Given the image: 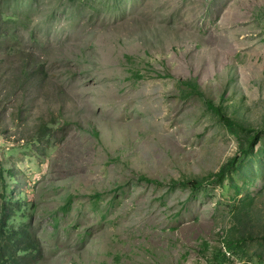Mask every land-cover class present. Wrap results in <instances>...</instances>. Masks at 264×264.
I'll use <instances>...</instances> for the list:
<instances>
[{
  "label": "rangeland",
  "instance_id": "obj_1",
  "mask_svg": "<svg viewBox=\"0 0 264 264\" xmlns=\"http://www.w3.org/2000/svg\"><path fill=\"white\" fill-rule=\"evenodd\" d=\"M0 166L33 264H264V0H0Z\"/></svg>",
  "mask_w": 264,
  "mask_h": 264
},
{
  "label": "trees",
  "instance_id": "obj_2",
  "mask_svg": "<svg viewBox=\"0 0 264 264\" xmlns=\"http://www.w3.org/2000/svg\"><path fill=\"white\" fill-rule=\"evenodd\" d=\"M195 89L198 90V88ZM211 106L221 114L223 119L229 123H234L233 120H231L232 118L226 115L223 108L215 106V104H212ZM258 133L259 132L256 131L255 134L251 136V148L255 146ZM246 151L245 155L249 152V149ZM239 157L240 156L234 159V167H237V165L244 159L243 156H241V158ZM225 174L226 170L220 172L219 177L223 178ZM3 179L4 170L0 166V181ZM190 183L201 185L202 182L189 181L184 184L190 185ZM14 204L15 203H11L10 201H5V199L4 202L0 203V264H33L42 253L41 241L35 237V234L30 231L27 226H21L16 229L13 222H10V220L15 217L18 212L19 203L17 205ZM222 257L226 259V255L224 253L221 256L216 254V256H214V260L217 263L222 264L224 261Z\"/></svg>",
  "mask_w": 264,
  "mask_h": 264
}]
</instances>
